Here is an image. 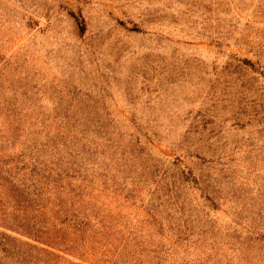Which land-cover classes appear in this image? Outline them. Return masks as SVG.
Listing matches in <instances>:
<instances>
[{
  "label": "rangeland",
  "instance_id": "obj_1",
  "mask_svg": "<svg viewBox=\"0 0 264 264\" xmlns=\"http://www.w3.org/2000/svg\"><path fill=\"white\" fill-rule=\"evenodd\" d=\"M0 264H264V0H0Z\"/></svg>",
  "mask_w": 264,
  "mask_h": 264
},
{
  "label": "trees",
  "instance_id": "obj_2",
  "mask_svg": "<svg viewBox=\"0 0 264 264\" xmlns=\"http://www.w3.org/2000/svg\"><path fill=\"white\" fill-rule=\"evenodd\" d=\"M19 198H21V200H22V197H19ZM20 199L18 200V202L19 201H21ZM22 202V201H21ZM37 206H39V205H37ZM38 224H35L33 227H36Z\"/></svg>",
  "mask_w": 264,
  "mask_h": 264
}]
</instances>
